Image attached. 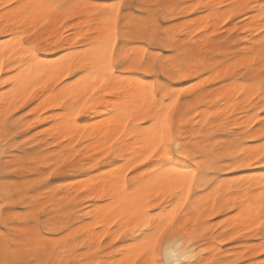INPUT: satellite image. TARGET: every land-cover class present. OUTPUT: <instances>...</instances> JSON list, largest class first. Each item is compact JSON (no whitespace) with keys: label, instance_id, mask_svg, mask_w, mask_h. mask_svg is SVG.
Instances as JSON below:
<instances>
[{"label":"snow or ice","instance_id":"snow-or-ice-1","mask_svg":"<svg viewBox=\"0 0 264 264\" xmlns=\"http://www.w3.org/2000/svg\"><path fill=\"white\" fill-rule=\"evenodd\" d=\"M198 9L223 13L217 25L248 19L213 36L230 37L228 78L205 71L197 50L214 28L191 17L176 31L169 26L172 16ZM84 21H92L87 30L78 27ZM69 27V39L58 42ZM238 38L243 44L232 43ZM193 76L191 87L180 83ZM212 88L214 99L188 108ZM42 112L55 135L35 134ZM89 129L103 136L89 139ZM81 141L96 144L98 155ZM0 147V264H264V0H0ZM101 162L102 176L58 190L80 201L70 207L92 202L79 212L86 219H53L49 182ZM256 168L260 175L228 185L217 174ZM20 170L29 173L24 184L9 175ZM102 187L104 198L90 194ZM213 189L222 193L212 206L213 215L217 206L225 213L219 222L202 207ZM227 216L243 217L244 231L258 230L260 239L218 258L217 240L226 241L214 229Z\"/></svg>","mask_w":264,"mask_h":264},{"label":"rangeland","instance_id":"rangeland-1","mask_svg":"<svg viewBox=\"0 0 264 264\" xmlns=\"http://www.w3.org/2000/svg\"><path fill=\"white\" fill-rule=\"evenodd\" d=\"M192 1L193 0H167V1H165L163 3H160V4L161 5H165V6L168 5V4H176V3L190 4ZM198 1H200L201 3H204V1H208V0H198ZM125 2L129 3V4H133V5L141 3V2H139V0H125ZM221 2L227 3L224 0H221ZM221 2L219 1L217 4H220ZM98 3L100 4V6H103V0H98ZM144 4H152V3H144ZM197 12L200 13L199 16L197 15ZM197 12H190V11L186 10L184 13H182L179 16H176V15L172 16V20H171V23H170L169 26L174 31H176L179 28V26L185 25L188 22L189 17H191L193 20L196 21V23H200L201 20H203L204 23L208 24L209 27L214 28V33L212 35H210L208 37H204L206 39L205 42H200V41L197 42L198 43L197 44L198 45V49L197 50L200 53L203 54L205 59H208V60H210L211 62L214 63V65L212 67L206 68L205 71H207L208 69H211V68H218L220 76L222 78H228V77H230L233 74V72L229 70L230 67L233 70L235 69V62H233V64L231 66L226 63L227 59L230 56L235 55V53L232 51L231 44L229 43L230 37L225 36L224 39H222V40H215V39H213V36L214 35L223 36L225 31L229 30V25H232V27H236L238 29H242L243 27L248 26V19L246 17L245 18L244 17L243 18L240 17L239 19L237 17H233V20L229 21L228 24H223L221 22L219 25H217L216 21L219 19L220 16L223 15V13H214V14H212L209 17L206 14H204L202 9H198ZM132 15H135V13L132 12ZM237 19H238V23L239 24L238 23H234V21H236ZM91 23H92V21H90V23L89 22L88 23H81L80 25H78V27H84L87 30V26L89 24H91ZM72 31H74V29H72L70 31V33H72ZM185 31H187L186 28H185ZM51 34L55 35V31H53ZM177 34H181V33L178 32ZM194 38L195 37H193V39ZM232 43H241V44H243V42L239 38L236 41L232 42ZM216 57H224L225 59L217 60ZM241 59H243V58H241ZM257 72H259V70H257ZM224 74H227V76H224ZM189 80L191 81L192 84H195V83L198 82V79H197L196 76L189 77ZM186 82L188 83V81H181L180 83L184 84V86L187 85V87L188 86L191 87L192 84L189 85V83L187 84ZM213 83H216V81H213ZM205 87H209V86L205 85ZM196 91H200V90L196 89ZM211 92H218V89L212 88L210 93H209V95L207 97L196 98V100L189 101L188 102L189 103V109L194 108V107H198L199 103L201 101H203V100L214 99V97L211 96ZM191 95H195V93H191ZM182 100H183V98H182ZM25 107H28V105H25ZM21 111H23V109H21ZM237 111H238V113L240 115H243L244 112L248 111V108H246V107L245 108H241V109H238ZM46 115H47L46 112H42L41 117L46 116ZM243 122L246 123L247 120H245ZM188 124H191L192 126L194 125V123H192L191 121H189ZM51 126H52V124H50V122L33 124V128L41 129V131L49 130V128ZM26 130L27 131H32V129H26ZM41 131L38 132V133H35V134L36 135H43V133ZM49 138H50V136H49ZM81 144L86 145V143H81ZM90 145H91V143H90ZM77 147L79 148L80 145H78ZM86 149H88V148H86ZM12 151L15 152V153H19L21 151L28 152L30 150L29 149H13ZM91 151H92L93 155H98L97 148L96 149L94 148ZM17 157L20 160H22V161L27 159L26 157H21V156H17ZM86 158H90V157H86ZM104 170L105 169L103 168V163L102 162L97 164V168L95 169L93 177H96L99 173L103 172ZM248 171L249 170H247V169L246 170L233 169L232 171H230L228 173L221 174V177L222 178L223 177H225V178H227V177H229V178L241 177V176L247 174ZM15 174L14 173H9V175H12V176L18 178V179H15L13 181L14 183H18V184H24L26 182L27 178H28L26 176H29V173L18 174L16 172ZM70 174H72V175H70ZM70 174H67L66 177L65 176H63V177H54L53 179H55V180L53 182H49V183H52V186H57L58 184H62V186H59L57 188V191H56L57 194H58V190H63L65 188H67V186L69 184L77 182V181L83 179V177L84 178L86 177V176H83V175H78L77 172L76 173H70ZM66 179H68L69 181L66 180ZM78 192L79 191H77V193ZM79 202L80 201H78L76 198H73L72 200L70 199V201L66 200L65 201V208L67 209V211H69V213L71 212L70 217L73 216V215H76L77 219H86V217L80 216L79 212H81V210L83 212L87 211V207L86 206L88 204H91L92 202L90 200H85L83 205H86V206L82 205V207H81L82 209L81 208L80 209H77V208L75 209L74 207H70L69 206L70 204H76V203H79ZM59 209H60V206H58V209L57 208L52 209V212L54 213V215L57 213V211H60ZM72 211L74 213H78V214H73ZM222 213L214 214V215L210 214V216H211V218L213 220L219 222L220 221V217H223L225 215L224 212H222ZM62 216L65 218L64 215H62ZM233 219L234 218L231 217V216L225 217L224 220L222 222H220L219 227H218L219 229H217V228L214 229V232L216 231L215 232L216 235L217 236H224L225 237V241H226L224 243H220L219 240H217V243H219V248L217 249V252H216V255H217L218 258H223L227 253H232L234 255H238L240 253L241 249H244V248H247V247H250V246H256L257 243L259 242L260 237H259V231L258 230H257V234L256 235H252V234L247 233L246 231H244V229H240L242 227H240V228L238 227V228H235V229L239 230L240 232H243V234L242 235H237V232L233 231L234 230V228L232 227ZM226 233H231L232 235H236L237 238L236 239H230V238H228L225 235ZM237 250H238V252H237Z\"/></svg>","mask_w":264,"mask_h":264},{"label":"bare ground","instance_id":"bare-ground-1","mask_svg":"<svg viewBox=\"0 0 264 264\" xmlns=\"http://www.w3.org/2000/svg\"><path fill=\"white\" fill-rule=\"evenodd\" d=\"M165 1H167V0H139V2H141V3H163V2H165ZM221 2V0H208V1H204V3H218V2ZM225 2H234V3H240L241 2V0H224ZM132 3V2H131ZM192 3H201L200 1H198V0H193L190 4H192ZM221 3H224V2H221ZM185 12V11H184ZM183 12V13H184ZM123 15V14H122ZM129 15H132V12H130L129 13ZM197 16V15H196ZM198 17V16H197ZM219 17V16H218ZM243 18V17H242ZM245 18V17H244ZM90 23V21H84V22H82V23ZM242 23V22H241ZM258 23V22H257ZM239 24V23H238ZM237 24V25H238ZM72 29H74L73 27H69L68 28V31L67 32H63V33H60V37H59V41L58 42H64L65 40H68L69 39V36H70V31L72 30ZM73 32V31H72ZM88 34H91L90 32L88 33ZM82 38H84L83 36H82ZM195 39V38H194ZM206 41V39L203 37L201 40H200V42H205ZM198 42V41H197ZM198 44V43H197ZM68 47L69 48H71V47H73V45L70 43L69 45H68ZM207 52V51H206ZM206 60V62H207V68H209V67H212L213 65H214V63L213 62H211L210 60H208V59H205ZM224 76H227V74H224ZM193 81V80H192ZM187 83V82H186ZM188 84V83H187ZM190 84H192V83H189V85ZM186 85V84H185ZM187 86V85H186ZM189 87V86H188ZM46 90V89H45ZM40 91H43V90H40ZM210 93V92H209ZM209 93H201V96H199V97H197V98H201V97H207L208 95H209ZM39 94V92L37 93V95ZM54 95H55V93H53V97H54ZM30 103H31V101H30ZM188 108H189V103H188ZM50 111H55L54 109H50ZM46 116H43V117H41V115H40V117H39V120H40V122L39 123H47V122H49V120H45V117H47L49 114H48V112H46ZM129 115H130V117H134V115H135V113L134 112H131V110L129 111ZM189 122V121H188ZM187 122V123H188ZM49 124V123H48ZM87 126V125H86ZM191 127L192 128H195V124L192 126L191 125ZM58 131V126L57 125H52L50 128H49V130H43V131H41L43 134L45 133V132H49L50 133V135H55L56 134V132ZM113 131H114V129H113ZM189 135L190 136H195V133L194 132H189ZM103 136V133L102 132H100L99 131V129H97V130H95V131H92L91 129H89V133H88V138L89 139H97V140H99L100 139V137H102ZM81 143H86L85 141H81ZM78 146V145H77ZM101 147H102V145H100ZM85 147L86 148H88V149H90V150H92V149H96L97 148V145L96 144H91L90 145V143H86V145H85ZM3 152V148L2 147H0V153H2ZM18 158V157H17ZM19 159V158H18ZM96 168H97V166H96ZM95 168V169H96ZM95 169L94 168H90V167H84V168H82V169H79L78 171H75V172H72V173H78V175H83V176H86L85 178L83 177V179H81V180H79V181H77V182H74V183H71V184H69V185H73V186H80V185H88V183L93 179V178H98V177H100V176H102L103 174H104V172L106 171V169L103 171V172H101V173H99L96 177H93V174H94V172H95ZM215 170V169H214ZM247 170H249L248 172H247V174H245V175H248V174H255V175H260L261 174V169H259V168H256V169H247ZM18 174H21V173H28L27 171H24V170H20V171H18L17 172ZM223 173H228V172H218L217 174H218V176L221 178L220 179V184L221 185H228L230 182H231V180L232 179H234V178H229V177H227V178H225V177H221V174H223ZM15 174V173H14ZM68 174H70V173H68ZM16 175V174H15ZM70 175H72V174H70ZM245 175H243V176H245ZM243 176H241V177H243ZM25 177V176H24ZM26 177H28V176H26ZM58 177H63V176H58ZM235 178H240V177H235ZM16 179H18V178H16ZM77 179V178H76ZM55 179H53V181H54ZM61 180V179H60ZM66 180H68V179H66ZM69 181V180H68ZM59 186H62V184H58L57 186H52V188L49 190V192H50V195H49V203H50V205L52 206L51 207V210L52 209H54V208H57L58 209V206H60V211H57V213L52 217L53 219H56V218H58V217H60L61 215H64L65 216V219H67V218H69L70 217V214H71V212L69 213V211H64V212H62L61 210L62 209H66L65 208V201L66 200H69L70 201V199L72 200L73 198H75V195H73V196H68V195H59V194H57V188L59 187ZM217 189H219V185L217 186ZM217 189H213L211 192H206L205 193V195H204V197L202 198V207H206V208H208V210H209V214H211V215H213L212 214V206L215 204V202H216V199H217V197L218 196H220V195H222V193L220 192V191H218ZM77 191H79V188L78 187H76V192ZM92 196H99L100 198H104V196L107 194L106 193V190L102 187L101 189H99V190H97V191H94V192H91L90 193ZM257 195H259V194H257ZM61 200H63L64 201V204L63 205H61L60 204V201ZM83 206H86V205H83ZM87 207V206H86ZM76 209V208H75ZM74 209V210H75ZM82 209V208H81ZM76 211V210H75ZM82 211V210H81ZM73 212V211H72ZM86 212V211H85ZM222 212H224L222 209H220L218 206H217V209H216V213L215 214H220V213H222ZM73 214H78V213H74L73 212ZM223 214V213H222ZM243 222H244V218L243 217H241L239 220H237V219H233V221H232V227L235 229V228H240V227H242V224H243ZM84 227H88V225L87 224H85L84 225ZM221 228V227H220ZM217 229H219V228H217ZM240 229H243V228H240ZM81 231H82V229H81ZM216 232V231H215ZM216 234V233H215ZM228 246V245H227ZM237 252H238V250H237Z\"/></svg>","mask_w":264,"mask_h":264}]
</instances>
